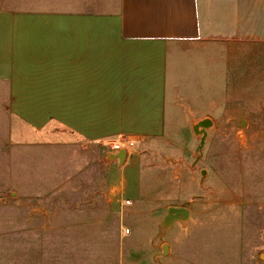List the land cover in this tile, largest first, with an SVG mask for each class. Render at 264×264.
I'll use <instances>...</instances> for the list:
<instances>
[{"label": "rangeland", "instance_id": "rangeland-1", "mask_svg": "<svg viewBox=\"0 0 264 264\" xmlns=\"http://www.w3.org/2000/svg\"><path fill=\"white\" fill-rule=\"evenodd\" d=\"M115 2L0 0V27L59 25ZM193 46L169 55L176 120L138 137L121 164L103 146L117 136L90 139L48 113V61L12 57L13 82L0 85V264H264V41ZM170 207L189 217L163 226Z\"/></svg>", "mask_w": 264, "mask_h": 264}, {"label": "crops", "instance_id": "crops-1", "mask_svg": "<svg viewBox=\"0 0 264 264\" xmlns=\"http://www.w3.org/2000/svg\"><path fill=\"white\" fill-rule=\"evenodd\" d=\"M108 6L63 14L59 25L0 27L7 35L0 38L1 87L13 82L12 57L25 53L28 65L48 61V113L59 111L64 128L91 131L88 138L96 140L157 135L176 120L180 105L170 78L176 76L169 64L174 43L200 50L213 38L264 41V0H116ZM126 176L134 197V164Z\"/></svg>", "mask_w": 264, "mask_h": 264}, {"label": "water", "instance_id": "water-1", "mask_svg": "<svg viewBox=\"0 0 264 264\" xmlns=\"http://www.w3.org/2000/svg\"><path fill=\"white\" fill-rule=\"evenodd\" d=\"M203 127H209L210 121L204 120L200 123ZM113 159H117L118 162L121 164L125 161L127 157V153L125 150H120L117 153L111 155ZM189 210L185 208H177V207H170L167 210V214L163 219V226L171 225L176 221H185L189 217ZM163 252L166 253V246L163 247Z\"/></svg>", "mask_w": 264, "mask_h": 264}, {"label": "built area", "instance_id": "built-area-1", "mask_svg": "<svg viewBox=\"0 0 264 264\" xmlns=\"http://www.w3.org/2000/svg\"><path fill=\"white\" fill-rule=\"evenodd\" d=\"M137 141L138 138L136 137L118 135L115 139L104 141L103 146L108 148L113 153H117L120 150H125L128 154L130 150L135 146ZM122 204L129 205L130 201L124 200Z\"/></svg>", "mask_w": 264, "mask_h": 264}]
</instances>
